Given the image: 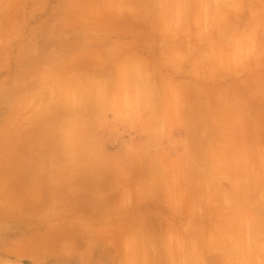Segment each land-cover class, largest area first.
<instances>
[{"label":"rangeland","instance_id":"obj_1","mask_svg":"<svg viewBox=\"0 0 264 264\" xmlns=\"http://www.w3.org/2000/svg\"><path fill=\"white\" fill-rule=\"evenodd\" d=\"M30 160L90 264H264V0H0L3 211Z\"/></svg>","mask_w":264,"mask_h":264},{"label":"crops","instance_id":"obj_2","mask_svg":"<svg viewBox=\"0 0 264 264\" xmlns=\"http://www.w3.org/2000/svg\"><path fill=\"white\" fill-rule=\"evenodd\" d=\"M53 166L59 169L52 170ZM60 167L50 161L13 162V177L26 179L15 182L8 210L0 207V264H59L56 261L68 259L90 264L94 260L97 242L92 235L86 237L88 228L75 217L79 213L76 180L64 187L62 182H52L61 175ZM219 246L211 244L210 249L223 251Z\"/></svg>","mask_w":264,"mask_h":264},{"label":"bare ground","instance_id":"obj_3","mask_svg":"<svg viewBox=\"0 0 264 264\" xmlns=\"http://www.w3.org/2000/svg\"><path fill=\"white\" fill-rule=\"evenodd\" d=\"M185 121V120H184ZM220 159V158H219ZM224 163V162H223ZM174 191V190H173ZM144 232V231H143ZM146 254V253H145ZM145 256V255H144Z\"/></svg>","mask_w":264,"mask_h":264}]
</instances>
